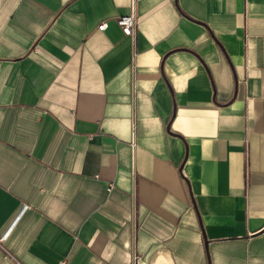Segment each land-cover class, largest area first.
Listing matches in <instances>:
<instances>
[{
  "label": "crops",
  "instance_id": "0c3cea01",
  "mask_svg": "<svg viewBox=\"0 0 264 264\" xmlns=\"http://www.w3.org/2000/svg\"><path fill=\"white\" fill-rule=\"evenodd\" d=\"M0 264H264V0H0Z\"/></svg>",
  "mask_w": 264,
  "mask_h": 264
},
{
  "label": "built area",
  "instance_id": "2783aa9c",
  "mask_svg": "<svg viewBox=\"0 0 264 264\" xmlns=\"http://www.w3.org/2000/svg\"><path fill=\"white\" fill-rule=\"evenodd\" d=\"M116 24L120 28L124 36H132L134 31V14L133 12L120 16L116 19ZM106 28V23H101L98 25L97 30L103 31Z\"/></svg>",
  "mask_w": 264,
  "mask_h": 264
}]
</instances>
